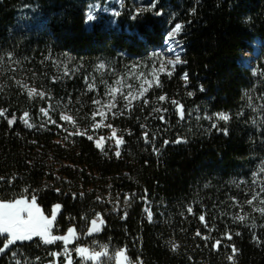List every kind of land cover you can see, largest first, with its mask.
<instances>
[{
	"label": "trees",
	"instance_id": "16d2710c",
	"mask_svg": "<svg viewBox=\"0 0 264 264\" xmlns=\"http://www.w3.org/2000/svg\"><path fill=\"white\" fill-rule=\"evenodd\" d=\"M105 1L0 0V200L36 195L47 216L59 204L56 230L74 227L133 263L264 264V214L254 211L264 207V0H120L87 28L89 5ZM177 23L173 67L161 48ZM141 85L148 91L126 109L124 95ZM97 213L103 224L89 235ZM59 248L17 242L0 264H46Z\"/></svg>",
	"mask_w": 264,
	"mask_h": 264
},
{
	"label": "snow or ice",
	"instance_id": "6c2138e0",
	"mask_svg": "<svg viewBox=\"0 0 264 264\" xmlns=\"http://www.w3.org/2000/svg\"><path fill=\"white\" fill-rule=\"evenodd\" d=\"M160 13L158 12L157 15ZM116 15H119V13H116ZM93 16L90 13L88 15V20L91 21L93 20ZM183 25L177 23L172 30L168 33V40L169 41H175V38L177 35L182 31ZM180 57L179 55L176 56L175 60H168L167 64L172 65L173 67L175 64L180 63ZM99 67L103 68L104 65H100ZM165 69V65L162 63L161 64V71ZM169 75L171 73H168ZM184 79H187V75H185ZM117 84L120 83V81H116ZM149 87L152 86V81H146ZM156 86L159 87V81L158 78L156 79ZM93 86L89 85V89H91ZM203 90V89H201ZM117 91V89H111L110 90V95H112L113 101L115 100V95L114 93ZM148 91L147 88H144L143 85H141V90L137 93H132L129 91L126 95H124V99L128 101V103L125 104V108L128 109L132 103L133 100H136L138 98H142L144 94ZM29 96L33 95H38L41 98L44 97V93L42 92H37L35 89H30L28 92ZM191 95V93H189ZM247 95V94H246ZM131 98V99H129ZM167 99L166 96H160L158 97V101H165ZM96 104H100V101H94ZM145 104L148 103L147 100L144 101ZM173 105L176 106L178 115L181 119L184 118V112H183V106L180 105L177 101L173 100L171 101ZM103 107H108L109 110L111 108L115 107L114 103H110L106 106ZM103 107L97 109V112H94L93 118L99 113L103 115ZM154 112L157 113H163L166 112L167 109H161V108H154ZM41 112H43L45 115H47V111L45 109H41ZM123 114V113H121ZM6 115V110H0V116H5ZM115 115V113H113ZM25 117L28 116V113L24 114ZM61 119L64 120H69L70 117L66 115H62ZM158 119H160L162 122L165 121V117L163 114H161ZM209 119H212L209 117ZM217 120H222L227 122L229 120V116L225 113H218L216 116ZM16 120V117L13 116L11 119L8 120V124L11 126ZM25 123L27 124V120H25ZM55 123V121H53ZM29 127H32V125H28ZM95 127H99V125H95ZM108 127H111V125H108ZM212 127H216V124H213ZM225 134H227L226 129H222ZM78 134H83V133H78ZM115 130H113V136H115ZM88 139H92L91 136L88 137ZM104 138L101 137L100 140L96 142V146L99 148L101 147V140ZM144 139L147 142L148 141V133L145 131L144 133ZM122 137L116 141L117 145L119 146L122 143ZM182 142L180 139H177L176 143ZM165 143H168L165 141ZM117 156H119V151L116 153ZM261 172H264V168L261 169ZM256 174H254L255 176ZM254 183L256 182L255 180L253 181ZM58 191V190H57ZM261 192H264V187L260 189ZM259 198V193L252 195L251 199L247 201L249 205H252L254 201L258 200ZM130 199V197L125 198ZM260 204L264 205V199H261ZM61 208V205L57 204L53 207L51 216H45L41 208L37 205V197L36 195H32L30 198L27 197H21L17 199H13L10 201H4L0 200V237H4V242L3 246L0 247V253L5 252L11 245L16 244L17 242L23 243L26 241H32L35 238H39L40 242L44 244H52L55 243L56 241H63L65 245L68 244L69 238L75 236V229H68V232L66 235L63 236H55L52 234V228L54 226V221L56 220V215H57V210ZM148 219L151 221L152 219V213L150 210H146ZM254 211H259L261 214H264V207H259V208H254ZM188 213H193L192 207L187 208ZM127 216V213H125V218ZM236 219L243 221L245 219L244 216H237ZM97 220H99L100 224H103V219L101 218L100 214H96V219L91 221V227L89 228L88 234L91 235L93 232L99 231V227L97 225ZM199 220L201 222L205 221V216L200 215ZM207 227V225H205ZM197 236H201V233L197 231L196 233ZM203 239L207 240L210 237L208 236H203ZM227 239H231L230 234H226ZM221 244L220 240H216L215 243L213 244V248L216 250H219V246ZM107 246H104L103 250L101 252H95L92 254H88L89 250L85 248H77L76 251L81 254L82 257H84L87 254V259L90 260H97L101 256H106L107 251H106ZM178 248V245L172 244V250L175 251ZM238 250L235 248V246H232V255L228 257L229 261H233L235 255L237 254ZM65 254H67V247H65ZM13 256L16 255L15 252L12 253ZM53 256H58L60 255L59 253H52ZM115 257L117 260V264H121L122 259H127L125 255V250L121 249L115 253ZM39 259V258H37ZM16 264H20V261L17 260ZM69 264H71V261H69ZM136 264H143L142 261L137 259Z\"/></svg>",
	"mask_w": 264,
	"mask_h": 264
},
{
	"label": "rangeland",
	"instance_id": "374dc122",
	"mask_svg": "<svg viewBox=\"0 0 264 264\" xmlns=\"http://www.w3.org/2000/svg\"><path fill=\"white\" fill-rule=\"evenodd\" d=\"M119 1L120 0H106L103 3H93L90 4L88 7V11L86 14V26L87 28H92L93 24L95 22H97L98 20H100V15L103 13H113L116 10V7L119 5ZM92 14V16L94 17L93 20L89 21L88 20V15ZM181 45L178 42V40L175 38V41H169L167 40L166 43L163 45V47L161 48V51H163L166 56L168 57L169 60H175L176 56L179 55L181 53ZM116 135L113 136V131L111 132L110 135V141L111 144H113L114 147L116 148H120L123 144V142L118 146L116 141L118 139L121 138V136H119L118 132L115 130ZM103 137V136H101ZM97 138L95 140V144L98 140H100V138ZM104 139L101 140V147H99L100 149H103L107 143V139L105 137H103ZM123 141V140H122ZM44 213V212H43ZM57 214H58V210H57ZM45 215V214H44ZM47 216V215H45ZM50 217V215H49ZM57 218V215H56ZM56 220L54 221V226L52 228V234L55 236H63L66 235L68 232V229L72 228V229H76L74 227H69L65 232H60L58 230H56V225H55ZM99 223H97L98 225ZM35 239H39V238H35ZM28 242V241H26ZM52 244H58L59 245V251L56 253H59L60 255L58 256H54V262H47L46 264H69V261H71V264H117V260L115 257V253L118 250L115 249H111L109 248V246H107L106 251H107V255L106 256H101L99 257L97 260H90L87 259V254L82 257L80 253H78L76 251L77 248H85L89 250L88 254H92L95 252H101L104 248V246L106 245H101L95 241H90V242H86L85 239L83 238L82 235H80V233H78L75 230V236L74 237H70L69 238V242L67 245L64 244L63 241H56L55 243ZM65 247H67V254H65ZM126 258L127 259H122L121 264H136L133 263L129 256L125 253Z\"/></svg>",
	"mask_w": 264,
	"mask_h": 264
},
{
	"label": "crops",
	"instance_id": "0c3cea01",
	"mask_svg": "<svg viewBox=\"0 0 264 264\" xmlns=\"http://www.w3.org/2000/svg\"><path fill=\"white\" fill-rule=\"evenodd\" d=\"M54 260H55V259H54V256H53V260H52V261H50V262H54Z\"/></svg>",
	"mask_w": 264,
	"mask_h": 264
}]
</instances>
